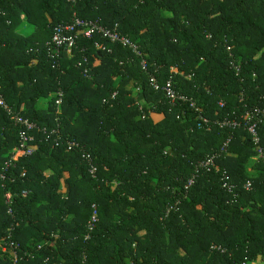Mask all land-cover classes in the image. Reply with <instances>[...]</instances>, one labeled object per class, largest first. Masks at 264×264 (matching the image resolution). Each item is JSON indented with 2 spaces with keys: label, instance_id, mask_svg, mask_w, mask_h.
I'll return each mask as SVG.
<instances>
[{
  "label": "trees",
  "instance_id": "trees-1",
  "mask_svg": "<svg viewBox=\"0 0 264 264\" xmlns=\"http://www.w3.org/2000/svg\"><path fill=\"white\" fill-rule=\"evenodd\" d=\"M73 17L116 26L140 55L95 33L52 60L53 28ZM150 74L160 84L172 78L197 111L172 105ZM0 96L39 128L34 151L0 176V264H13L11 243L21 249L16 264L264 262V168L256 160V172L247 170L264 146V123L258 145L245 121L214 123L264 104V0H0ZM22 128L0 106V175ZM228 137L230 154L196 171ZM66 139L90 154L95 177L83 149L67 150ZM93 203L98 222L84 240Z\"/></svg>",
  "mask_w": 264,
  "mask_h": 264
},
{
  "label": "built area",
  "instance_id": "built-area-1",
  "mask_svg": "<svg viewBox=\"0 0 264 264\" xmlns=\"http://www.w3.org/2000/svg\"><path fill=\"white\" fill-rule=\"evenodd\" d=\"M70 3H75L76 0H68ZM98 33L103 38L109 39L111 42H117L120 43L123 46L129 47L136 55H140V50L138 48V45L132 42L128 36L122 35L117 29L116 26L112 29H109L107 27L102 26L97 20L93 19H81L78 17H73L70 22H61L57 24L53 28V33L51 36V40L47 43V53L48 56L52 60H55L59 54L61 49H65V51L72 55V49L75 45V41L78 37V35H82L85 37H91L93 34ZM231 46H227V51L229 52V55L232 56ZM232 65L236 72H238V65H236L234 62H232ZM140 66L143 70H147V61L145 58H141L140 60ZM54 67V65H53ZM172 71L176 72V69L172 68ZM149 84L154 89H161L164 92V95L168 99V101L172 104H188L189 107L195 111H197L196 102L192 97H189L182 93L181 91L177 90L174 86V80L172 78H168L163 84H160L157 80V78L153 75H149ZM56 100L55 103L59 105L61 103V93H56ZM114 96V95H112ZM220 106H223L222 101L219 102ZM0 106L9 114L11 115V119H13L16 123L22 125V130L19 133V143L16 147L13 148V151L11 153L10 158L5 161L3 172L1 173V178L4 179L5 177V171L6 169L13 165V162L22 155H30L34 151V147L32 145L33 142V135L31 134V131L33 129H39L37 126L29 121L26 118H23L18 113H14L12 108L9 107L4 100L0 96ZM201 119L203 123V127L205 129L210 128V120L201 117L199 115L198 117ZM244 122V128L250 135L252 141L254 144L258 145L260 143V134H259V125L264 123V104L263 105H254L250 109H248L244 116H241L240 118H229L224 117L220 120H215L214 123L218 124L220 127L223 128H230L235 129L237 127H240L242 125V121ZM199 125H202L199 123ZM232 137V136H231ZM231 137H228L224 144L220 146L216 151L212 152L211 154L207 155L203 160L199 161L195 165V170L197 171L198 168H204L207 171L211 169V167L214 165L215 160L220 157L223 154H230L227 150L228 144L231 140ZM60 143L58 141L55 142V145H59ZM65 147L67 150H72L74 148L83 149V147L75 140L66 139L65 140ZM83 159H85L88 162V172L92 177H95L97 172V165L93 162L92 157L89 153H87L83 149L82 153ZM257 161H260L264 168V146H259L257 150V155L255 156ZM196 177V173H194L187 181V184L185 188H187L189 185H191L194 181V178ZM221 183L222 186L228 191L231 192L234 188V185L230 182V177L226 173V171L221 172ZM245 187H250V183L247 182L245 184ZM27 192L24 190L21 192L22 195H25ZM11 194L8 192L6 194V200H10ZM170 209L167 210V212ZM10 212V210H8ZM98 222V208L96 204H91V213L90 217L85 225V234H84V240L89 239L91 233L93 232L96 224ZM40 245H37V248H39ZM11 250H12V261L13 264L17 263L18 260V251H21L20 247L16 244H10ZM215 247V246H214ZM1 250L3 252L6 251V247H2ZM24 255H31L32 252L30 251H24ZM264 263V262H263ZM247 264V263H243Z\"/></svg>",
  "mask_w": 264,
  "mask_h": 264
},
{
  "label": "crops",
  "instance_id": "crops-1",
  "mask_svg": "<svg viewBox=\"0 0 264 264\" xmlns=\"http://www.w3.org/2000/svg\"><path fill=\"white\" fill-rule=\"evenodd\" d=\"M27 28V24L25 22H23L22 24H20V26L18 27V31H24ZM38 107H46V103L44 105H42L41 103H37ZM151 118L153 119L154 122H158L163 118V114L162 113H151ZM256 162V157L253 156L247 166V170L248 172H250L251 174H254L256 172V169L253 168V163ZM50 170L46 171V174L50 173ZM114 184V183H113ZM141 234L143 233V231L140 232ZM127 262H129V259L126 260Z\"/></svg>",
  "mask_w": 264,
  "mask_h": 264
},
{
  "label": "rangeland",
  "instance_id": "rangeland-1",
  "mask_svg": "<svg viewBox=\"0 0 264 264\" xmlns=\"http://www.w3.org/2000/svg\"><path fill=\"white\" fill-rule=\"evenodd\" d=\"M131 87V84L129 85ZM38 103H41L42 105H44L46 103V98H42L38 101ZM0 248H2L1 246V241H0ZM251 264H264L261 260H257L254 263Z\"/></svg>",
  "mask_w": 264,
  "mask_h": 264
}]
</instances>
